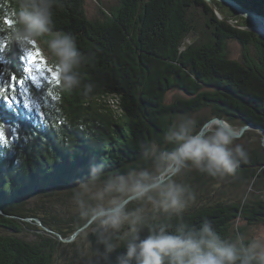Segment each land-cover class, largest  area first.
Wrapping results in <instances>:
<instances>
[{
    "label": "trees",
    "instance_id": "trees-1",
    "mask_svg": "<svg viewBox=\"0 0 264 264\" xmlns=\"http://www.w3.org/2000/svg\"><path fill=\"white\" fill-rule=\"evenodd\" d=\"M235 1L264 16V0ZM215 4L224 20L203 0H116L114 9L101 12L103 19L90 20L85 0H53V33L75 35L85 58L79 69L81 87L72 93H59L56 73L41 54V49L47 52L52 35L39 38L41 48L33 45L22 50L12 44L0 52V88L7 89L11 97L14 74L25 80L29 90L24 94L16 85L13 103L25 115L7 113L6 102L0 98V124L6 136V122L11 131L9 147L0 146V231L6 233L0 234V264H58L61 243L57 237L44 235L36 224L14 217H38L43 227L68 238L86 222L79 216H70L67 221L56 211L55 202L74 197L78 186H71L87 181L94 169L100 182L109 175L152 171L153 161L145 157L144 147L152 143L160 150H171L173 145L165 141V133L181 120H194L196 130L214 117L227 119L236 127L251 123L264 128V38L233 25L229 20L238 15ZM203 27L210 32L206 39L198 36ZM194 34L198 40L190 38ZM230 41L240 45L236 57L228 47ZM21 57H35L29 63L41 73L36 89L22 72ZM87 83L93 90L85 96L83 85ZM174 91L186 98L175 96L169 102L167 96ZM207 106L212 114L203 116ZM246 152L248 162L237 171L253 170L264 163L263 147ZM198 174L186 180L188 188L184 185L189 192L196 191L195 200L185 197L187 206L180 213L163 212L171 218L161 217L159 222L141 228V240L150 229L177 234L199 229L208 221L221 239L232 243L241 238L245 246L250 243L242 238V228H236L238 237L234 239H229L228 233L239 215L249 225L264 226V201L243 206L235 196L226 198L218 190L212 194L215 190L205 188V183H216ZM255 177L244 175L243 183ZM65 186L72 190L54 194L56 187ZM195 186L204 193L199 194ZM37 195L54 205L40 207L39 216L28 213L30 208L24 203ZM136 203L154 207L141 201L130 203L128 210H135ZM70 222L78 223L71 226ZM26 230L36 239L25 241ZM99 239L94 234L92 240L99 243ZM117 239L121 243L113 252L112 264L125 255L129 240Z\"/></svg>",
    "mask_w": 264,
    "mask_h": 264
},
{
    "label": "clouds",
    "instance_id": "clouds-1",
    "mask_svg": "<svg viewBox=\"0 0 264 264\" xmlns=\"http://www.w3.org/2000/svg\"><path fill=\"white\" fill-rule=\"evenodd\" d=\"M53 0H0V52L15 44L20 49L40 47V37L52 35L47 52L41 54L56 73L59 93H72L81 87V68L85 58L77 47V38L69 32L53 33ZM93 85H83V95H89ZM0 131L3 126L0 125ZM241 131L227 119L212 118L196 130V122L185 118L170 127L165 141L171 150H160L149 143L143 149L153 161V170L131 171L127 175H109L100 182L93 170L90 178L74 190L79 215L87 224L97 226L96 234L104 244L105 254L117 245L104 234L118 232L128 225L126 253L118 264H264V237L253 239L245 246L240 239L228 242L205 221L199 228L168 234L163 228L150 229L145 239L139 238L143 223L142 209L128 210L133 202L148 201L169 213H180L187 206L189 190L173 178L183 169L194 167L209 176L235 175L248 154L242 145L230 147L240 139ZM8 148V143L0 142ZM195 200V193L189 194Z\"/></svg>",
    "mask_w": 264,
    "mask_h": 264
},
{
    "label": "rangeland",
    "instance_id": "rangeland-1",
    "mask_svg": "<svg viewBox=\"0 0 264 264\" xmlns=\"http://www.w3.org/2000/svg\"><path fill=\"white\" fill-rule=\"evenodd\" d=\"M116 7V0H85V11L86 16L90 20H101L103 19L101 12L108 13V10H112ZM224 11L226 13H229V10L227 7H224ZM220 14V13H219ZM228 15V14H227ZM218 17V16H217ZM224 17H221V20ZM233 25L238 26L240 28H246L249 24L245 22V19L241 18L240 16L236 17L235 19L229 20ZM203 28H200L201 33L198 34V36H201L206 39L207 36L210 35V32L204 31ZM241 29V30H242ZM206 30V29H205ZM204 32V33H203ZM197 35L194 34L193 39L198 40ZM192 38V36H190ZM42 45V43H40ZM228 47L231 50L232 56L236 57L237 51L240 50V45L236 43H233L230 41L228 43ZM41 48V47H40ZM40 56V52L38 53ZM1 66V65H0ZM25 69L22 71L24 73ZM175 96H179L180 98H186V95L184 93H181L179 91H174L170 93L167 97L169 98V102L172 101V98ZM5 111L7 113H14V112H20L22 115H25V111L20 109L17 106H12L14 108L9 107L7 103H5ZM207 112L211 115L212 110L210 109V106H207L202 111L203 116L207 114ZM30 112H26L28 114ZM235 126V124H233ZM6 126V125H5ZM239 129L240 127L237 126ZM9 132L11 133L10 129ZM11 137V136H10ZM236 144L242 145L243 149L245 151L248 150H260V147L264 148V139L260 132L257 131V129H248L246 130L242 137L240 139L234 141V143L230 146L232 148L235 147ZM261 164V163H260ZM198 175H202L206 178H212L215 185L211 186V183L206 182L205 188L208 190H215L212 194H215L216 190L220 192V194L225 196H235L236 198L242 200V205L244 206L246 203H252L256 200L264 201V163L261 164L260 167H256L253 170H248L241 168L240 171H236L235 175L232 176H225L220 177L217 176L216 178H213L209 176L207 173H203L201 171L196 170L194 167H188L186 169H183L176 177L173 179L182 185H186V187H189V182L186 183V180H191L196 178L197 172ZM239 175V176H238ZM241 175V177H240ZM244 175H254L256 176L253 178L252 181L248 183H243L242 176ZM239 177V178H238ZM198 179V178H197ZM81 183H76L75 185L71 187H75L76 185H80ZM71 187L65 186V187H56L53 191H55V195H61L64 193H67L68 191L72 190ZM199 192L201 193L198 186H195ZM76 188V187H75ZM190 193H194L191 189L190 192L186 193L185 197H189ZM196 193V191H195ZM204 193V192H202ZM201 193V195H202ZM196 196V195H195ZM24 203L27 204V206L30 208L27 212L28 213H34V215L39 216V208L42 209L48 208L49 206H54L51 202L50 205H48L47 200L43 199V196H35V197H29L24 200ZM58 206H55V209L57 212H59L67 221L68 217L70 216H79V210L77 208L76 201L74 197H68L62 200H59L55 202ZM136 209L140 208L142 209V216H143V223L141 225V228L151 225L152 223L159 222L161 217L163 218H171V217H165L162 210L154 207L152 208H146L144 203H136L135 204ZM159 210V211H158ZM130 211H133L131 209ZM151 216V217H149ZM168 216V215H167ZM32 218H38V217H32ZM83 219H81L82 221ZM18 221V219H17ZM233 230L230 229L228 233L229 239H234V237H238L237 234L234 232L236 231V228H242L243 230V239L248 241H252L253 239L264 237V226L262 225H249V222L242 219V215H239L236 219L233 220ZM28 223L34 225L36 224L37 227L42 229L43 223L38 224L35 221L28 220ZM78 222H70L69 224L71 226H75L74 224ZM43 224V225H42ZM45 227V226H44ZM96 228L97 226L95 224L89 225L87 223L83 224L79 229L76 230V232L73 233L72 239L68 242L64 241V238L61 235H58L56 233L51 232L49 228L46 230H43L44 235H50V236H56L57 240L60 241L61 246L58 249V253L60 254V259L58 261V264H112V261L110 259L114 258L113 252L110 254H105V248L104 244L100 242L97 243L96 240H92L94 237V234L96 235ZM128 232V225L125 224L118 232L115 231H108L104 234V239H108L112 241L117 247L115 250L120 246L119 243H121V240L117 239V237L123 238L126 240L125 233ZM0 234L6 235V233H3L0 231ZM250 234V235H249ZM69 238V237H68ZM23 239L25 241H33L36 239L35 235L32 234L31 230H26L24 232ZM241 239V238H238ZM31 243V242H30ZM74 255L75 258H74ZM109 257V258H108ZM85 261V262H84ZM118 264V263H113Z\"/></svg>",
    "mask_w": 264,
    "mask_h": 264
},
{
    "label": "water",
    "instance_id": "water-1",
    "mask_svg": "<svg viewBox=\"0 0 264 264\" xmlns=\"http://www.w3.org/2000/svg\"><path fill=\"white\" fill-rule=\"evenodd\" d=\"M203 1L218 16V18L220 20H221V15L219 14L215 3H219V4H222V5H225L227 8L231 9L232 11H234L238 16H240L241 18L245 19L247 22L251 23V24L248 25V27L243 28V29L240 28V29L252 32L256 36H258L260 38H264V16L254 12V11H251L249 9L244 8L242 5L237 3L235 0H203ZM256 26H257V28H256ZM191 36L193 37L194 35H191ZM214 118H219V117H214ZM249 128L250 129H254V128L257 129V131L262 134L263 139H264V128L262 126H255V125H253L251 123H248V124H246V125H244V126L239 128V130L241 131V136L240 137H242L243 133L246 130H248ZM6 134H7L8 137L11 136L10 133H9V127L8 126L6 127ZM0 214H2V213H0ZM14 218L16 220L18 219V221L19 220L20 221H26L27 220V219L25 220V219L19 218V217H14ZM43 229L47 231V228L43 227ZM72 235L69 236V238H64V241L68 242L69 240H71L72 239Z\"/></svg>",
    "mask_w": 264,
    "mask_h": 264
},
{
    "label": "snow or ice",
    "instance_id": "snow-or-ice-1",
    "mask_svg": "<svg viewBox=\"0 0 264 264\" xmlns=\"http://www.w3.org/2000/svg\"><path fill=\"white\" fill-rule=\"evenodd\" d=\"M30 59H35V57H21V62L24 64V69H27V71H24V73L27 75L28 80L31 81L32 86L36 89L37 84L39 82V77L41 73H39L33 65L29 63ZM23 69V70H24ZM12 84L10 85L12 95L9 97L6 92L7 89L5 88H0V98H3L5 102L9 105V107L14 106V101L16 100V85L18 84L21 89L24 90V94L28 93V89L25 86V80L23 78L17 79V77L13 74L11 76ZM27 100L24 101V104L26 103ZM3 126V124H0ZM8 137L5 135L4 132V126H3V131H0V142L2 143H8Z\"/></svg>",
    "mask_w": 264,
    "mask_h": 264
},
{
    "label": "bare ground",
    "instance_id": "bare-ground-1",
    "mask_svg": "<svg viewBox=\"0 0 264 264\" xmlns=\"http://www.w3.org/2000/svg\"><path fill=\"white\" fill-rule=\"evenodd\" d=\"M256 28H257V26H256ZM6 127H7V125L5 126V131H6ZM10 133V132H9ZM10 135H11V133H10ZM8 138H10V136L8 137ZM250 235V234H249Z\"/></svg>",
    "mask_w": 264,
    "mask_h": 264
}]
</instances>
